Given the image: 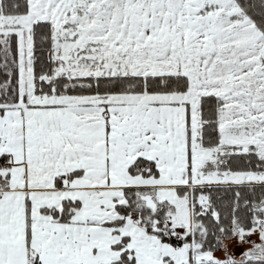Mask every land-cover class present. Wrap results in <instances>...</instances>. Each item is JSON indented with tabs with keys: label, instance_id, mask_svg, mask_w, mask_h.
Listing matches in <instances>:
<instances>
[{
	"label": "snow or ice",
	"instance_id": "6c2138e0",
	"mask_svg": "<svg viewBox=\"0 0 264 264\" xmlns=\"http://www.w3.org/2000/svg\"><path fill=\"white\" fill-rule=\"evenodd\" d=\"M0 264H264V0H0Z\"/></svg>",
	"mask_w": 264,
	"mask_h": 264
}]
</instances>
